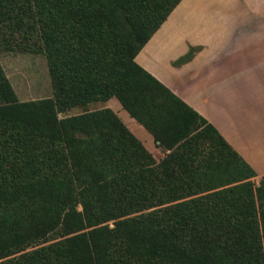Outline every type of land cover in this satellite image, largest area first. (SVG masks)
<instances>
[{
	"label": "trees",
	"instance_id": "obj_1",
	"mask_svg": "<svg viewBox=\"0 0 264 264\" xmlns=\"http://www.w3.org/2000/svg\"><path fill=\"white\" fill-rule=\"evenodd\" d=\"M181 1L0 0V51L35 39L52 88L13 100L0 64V264H164L172 248L232 257L222 224L239 190L220 189L254 171L135 62ZM111 99L169 151L160 161L109 108L59 117Z\"/></svg>",
	"mask_w": 264,
	"mask_h": 264
},
{
	"label": "crops",
	"instance_id": "obj_2",
	"mask_svg": "<svg viewBox=\"0 0 264 264\" xmlns=\"http://www.w3.org/2000/svg\"><path fill=\"white\" fill-rule=\"evenodd\" d=\"M190 47L199 50L176 65ZM135 62L264 175V0H182Z\"/></svg>",
	"mask_w": 264,
	"mask_h": 264
},
{
	"label": "rangeland",
	"instance_id": "obj_3",
	"mask_svg": "<svg viewBox=\"0 0 264 264\" xmlns=\"http://www.w3.org/2000/svg\"><path fill=\"white\" fill-rule=\"evenodd\" d=\"M0 64L10 83L13 100L20 102L35 101L52 96L47 62L44 55L39 52L35 39L12 51H0ZM106 106H104V103H91L87 108H74L59 117L109 108L152 152L157 162L164 157L167 152H163L162 156L160 155V151L154 148L151 136L121 109L115 99L110 100ZM231 188H238L239 190L238 196L235 197L237 199V210L226 212L228 222L222 224V239L226 248L231 249L232 257H223V261H221L219 258L201 253L195 260H190L184 255L177 254L172 248L170 254L166 256L164 264H264V175L259 176L255 172L254 174H248L246 178L220 190ZM208 194L210 193L206 192L185 197L171 205L190 199H200ZM166 206L137 211L130 216L143 217L158 208ZM110 226L112 227L111 223ZM225 241H228V244H225Z\"/></svg>",
	"mask_w": 264,
	"mask_h": 264
}]
</instances>
